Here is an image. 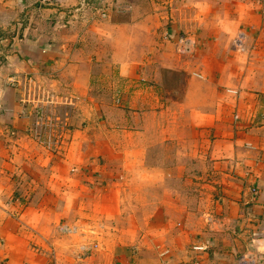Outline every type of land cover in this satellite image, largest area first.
I'll list each match as a JSON object with an SVG mask.
<instances>
[{
    "label": "crops",
    "instance_id": "crops-1",
    "mask_svg": "<svg viewBox=\"0 0 264 264\" xmlns=\"http://www.w3.org/2000/svg\"><path fill=\"white\" fill-rule=\"evenodd\" d=\"M97 175L123 205L58 264H264V0H0V264H46L38 197Z\"/></svg>",
    "mask_w": 264,
    "mask_h": 264
},
{
    "label": "rangeland",
    "instance_id": "rangeland-1",
    "mask_svg": "<svg viewBox=\"0 0 264 264\" xmlns=\"http://www.w3.org/2000/svg\"><path fill=\"white\" fill-rule=\"evenodd\" d=\"M111 87L112 85L103 84L100 86V90L104 91L106 95L110 97L109 92L111 91ZM108 102L111 103L113 102L112 97L110 98V100H108ZM48 125L54 127V125L52 124H48ZM56 129L57 128L54 127L53 137L55 139L57 138L56 135L57 136L59 135ZM40 138L41 137L39 136V139ZM44 147L45 150L47 151V153L45 152L46 154H48L51 150H55V148H50L48 145L47 146L44 145ZM55 151H57V149ZM65 154H67V150ZM72 157L74 158L73 155ZM71 173L72 174L76 173V170L75 169L71 170ZM121 181L123 182L122 179ZM81 185H83L84 193L79 192L77 194V191L74 190V191H70V193L65 197L67 201L65 210L63 209V207H60V202L63 198L60 197L59 195L58 196L43 195L41 197H38L39 200L36 201L37 208L42 206L44 208V211L45 209H48L46 212L43 213L44 217L41 218L45 220L46 225L53 227L55 226L56 223V227L60 226V228L66 231L65 233L70 232L69 235L70 237H73L72 240L74 243L77 242V240H79V238L82 236L87 237L86 234H93L92 228L95 225L98 224L101 225L103 224V222L105 223L107 219H109L108 217L109 214L104 212L106 207H114L115 204L118 203H120V206H122L124 202V198L122 201L120 200V197L122 198L121 189L119 187L109 188L110 185L107 184V182L102 179V176L99 177V175H97L93 178H91V176H84L83 178L79 177V180H76L73 186L80 187ZM114 195H116L117 199L115 198ZM24 200L26 202V199ZM28 204L27 206H29ZM29 216H30V221H36V219H38V214H36V210L34 209H32V212L29 213ZM64 223H66V225H64ZM67 224L70 226H68ZM77 224L80 225V228L79 229L77 228L76 231ZM85 227L89 229H86ZM51 230L49 231L51 232V236H55L56 234H59L57 232L58 230H56L57 233L55 232V230L54 231ZM60 239L65 242L64 243L58 242L54 244L41 243L40 245L36 244L35 248L40 247L46 250V254L48 257V262H46V264H56V263L58 264V258L62 257V254L58 253L59 250L64 253V256H66V258H69L70 254L72 255V253L73 254L76 253L74 252V250L77 243H75L73 246L72 240L68 239L64 235H62ZM97 246L98 245L96 243H93V241L87 240L86 244H83L79 247V251L77 253H79L80 255L81 252H84L85 256L91 255L92 252L96 250ZM56 247H58L59 250ZM72 247H74V250H72ZM87 247H89V250H87ZM81 256L83 255L81 254ZM34 260L35 262H39L38 258Z\"/></svg>",
    "mask_w": 264,
    "mask_h": 264
},
{
    "label": "built area",
    "instance_id": "built-area-1",
    "mask_svg": "<svg viewBox=\"0 0 264 264\" xmlns=\"http://www.w3.org/2000/svg\"><path fill=\"white\" fill-rule=\"evenodd\" d=\"M241 37L237 39V43H241ZM197 42L196 40L188 35H182L177 40V51L179 54L186 56V55H194L197 51ZM49 136V137H48ZM48 139L46 140V144L51 146L52 145V134H49ZM195 250L202 251L205 250L204 246L198 245L194 246ZM84 250V249H83ZM87 250H89V247H87ZM237 264H258V258L253 257L251 255H242Z\"/></svg>",
    "mask_w": 264,
    "mask_h": 264
}]
</instances>
